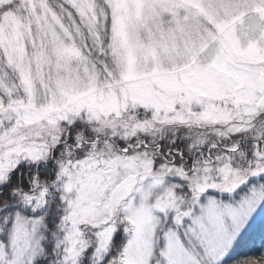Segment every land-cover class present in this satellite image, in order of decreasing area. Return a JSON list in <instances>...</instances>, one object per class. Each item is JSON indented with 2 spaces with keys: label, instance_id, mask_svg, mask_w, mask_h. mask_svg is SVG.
Segmentation results:
<instances>
[{
  "label": "snow or ice",
  "instance_id": "obj_1",
  "mask_svg": "<svg viewBox=\"0 0 264 264\" xmlns=\"http://www.w3.org/2000/svg\"><path fill=\"white\" fill-rule=\"evenodd\" d=\"M0 264H264V0H0Z\"/></svg>",
  "mask_w": 264,
  "mask_h": 264
},
{
  "label": "trees",
  "instance_id": "obj_2",
  "mask_svg": "<svg viewBox=\"0 0 264 264\" xmlns=\"http://www.w3.org/2000/svg\"><path fill=\"white\" fill-rule=\"evenodd\" d=\"M259 243H260V242H259V239H257V245H259Z\"/></svg>",
  "mask_w": 264,
  "mask_h": 264
}]
</instances>
